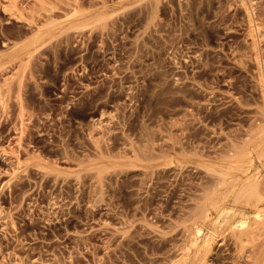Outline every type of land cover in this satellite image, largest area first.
<instances>
[{
    "label": "rangeland",
    "instance_id": "rangeland-1",
    "mask_svg": "<svg viewBox=\"0 0 264 264\" xmlns=\"http://www.w3.org/2000/svg\"><path fill=\"white\" fill-rule=\"evenodd\" d=\"M19 1L27 18L0 0V54L50 13L57 27L32 56L0 59V264L179 263L219 179L201 165L264 120L241 2ZM76 8L85 16L67 18ZM221 239L207 264H253V248Z\"/></svg>",
    "mask_w": 264,
    "mask_h": 264
},
{
    "label": "bare ground",
    "instance_id": "bare-ground-1",
    "mask_svg": "<svg viewBox=\"0 0 264 264\" xmlns=\"http://www.w3.org/2000/svg\"><path fill=\"white\" fill-rule=\"evenodd\" d=\"M41 1L42 0H40V2ZM157 1L159 2L160 0H156V2ZM239 1L244 7L246 15L249 19L250 30L248 33L250 34L251 37V44L254 49L253 51H255V54L257 55V59H258V68L260 74L259 79L261 82L260 86H262L263 89L262 102H263V114H264V66L262 65L263 61L261 59V49H262L261 42L264 39L263 38L264 33L261 27L262 21L260 22V19L257 17V12H256L257 10L253 0H239ZM43 3L44 2L42 1L40 4L42 5ZM45 3L46 5L48 4L46 1ZM3 4H4V8L7 11L11 10L13 14L17 12L21 14V16H25L27 18V16L25 15V12H27L25 11L26 8L25 6H23V3L20 4L19 0H3ZM153 5L155 6L156 4ZM153 5L152 7H154ZM37 11L38 10H32V13L30 11V13L32 14V15L30 14L31 18L30 16H28L29 19L26 20L29 22V24L35 23L36 19L33 18V13L35 12L37 13ZM52 11H54V9H52ZM84 11L85 10L76 8V10L73 11V13L71 12V14L70 13L67 14L68 13L67 12L66 17L69 18L70 16L72 17L76 15H82ZM104 13L101 14L97 13L96 16L79 20V22H77L74 26L76 27L79 25L81 26V24L97 25L99 22L101 23L103 22V20H106L107 15ZM54 16L53 14L51 15L50 13L48 16V20L45 23L37 24L38 26L35 29V33L33 34V36L30 35L31 38L29 40H27L26 38L25 40L27 41L23 43L15 42L12 43L13 45L11 46L9 45L11 51L9 54H7L8 58L10 60L20 59L21 55H23L24 53H28L29 55L32 56L33 52L37 48V44L41 42L47 35H49L53 30L54 24H57L55 23L56 18H53ZM58 26H60V24ZM6 50L7 48L3 51L5 52ZM7 55L0 54V59L6 57ZM7 81L9 82L10 80ZM261 121L262 122L257 123L258 125L255 124L257 126L255 128V132L254 133L252 132L253 134L251 135L252 137L250 136L251 138H249V140L247 139L246 142L244 141L245 143L243 145L241 144V146H237L236 144V148L233 150L232 153H230L226 157L224 155L225 158L222 163H218V164L214 163V165L213 163H210V165L207 166L206 163L205 166L204 164L203 165L199 164L201 165V167L202 166L207 167L209 171H214L215 173H217L216 175H218L219 179L217 186L215 187L212 194L206 199V201L204 200L205 203L202 207V212L198 216V218H196L197 219L196 225L191 234V238L189 237L190 240L188 242L187 248L185 249L186 251L184 252L183 256H181L182 260L180 259L181 261L179 263L177 262L174 264H207V262L209 261L208 259L210 258L211 255L210 253H212V251L214 250V246L217 242V237H221L224 240L227 235H230L234 238L237 248H239L240 250L244 251L246 247L253 248L251 249V251L254 250L253 251L254 254L251 255L250 257L253 264H264V120ZM25 128H26V124L24 122H21L18 129L19 136H21L25 132ZM97 142L95 141L94 143ZM98 143L97 145H100V143L99 144ZM18 144L21 145L20 143ZM9 146L10 148L2 149L3 155L9 157L12 154H14L13 156H16L19 159L20 157L18 154L19 153L18 149L14 150V148H12L13 147L12 145ZM102 153L100 155H102ZM104 156L105 154L103 155V158ZM100 157L102 158V156ZM153 158L151 159L152 161ZM137 162H139V160H137ZM13 170L11 171V173L14 175L16 170L15 169ZM5 184L6 183H4V185Z\"/></svg>",
    "mask_w": 264,
    "mask_h": 264
}]
</instances>
